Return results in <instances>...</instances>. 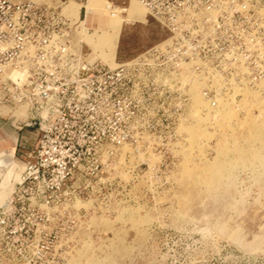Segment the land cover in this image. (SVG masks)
<instances>
[{"label":"rangeland","instance_id":"rangeland-1","mask_svg":"<svg viewBox=\"0 0 264 264\" xmlns=\"http://www.w3.org/2000/svg\"><path fill=\"white\" fill-rule=\"evenodd\" d=\"M50 1L85 18L90 59L167 53L160 85L145 87L113 143L64 153L72 177L45 206L47 228L21 230L29 215L9 222L17 231L0 238V264H264V39L252 21L197 29L185 44L138 0ZM24 131L33 148L36 127ZM12 154H0V203Z\"/></svg>","mask_w":264,"mask_h":264},{"label":"built area","instance_id":"built-area-1","mask_svg":"<svg viewBox=\"0 0 264 264\" xmlns=\"http://www.w3.org/2000/svg\"><path fill=\"white\" fill-rule=\"evenodd\" d=\"M138 1L171 31V42L186 44L197 29L233 20H251L253 36L264 39V0ZM84 19L66 15L50 0H0V108L14 109L17 129L27 124L39 135L23 159L13 152L3 166L15 174L0 203V238L17 231L8 229L9 222L24 215L33 218L21 230H45V206L72 177L64 153L113 143L116 129L131 124L128 109L144 100L145 87L160 85L153 76L162 71L165 48L154 46L115 66L90 59L82 40L89 30ZM20 109L22 115H15ZM0 117L5 118L1 111Z\"/></svg>","mask_w":264,"mask_h":264},{"label":"crops","instance_id":"crops-1","mask_svg":"<svg viewBox=\"0 0 264 264\" xmlns=\"http://www.w3.org/2000/svg\"><path fill=\"white\" fill-rule=\"evenodd\" d=\"M24 128L26 130L32 128V126L26 124ZM21 130L17 129L16 120L11 121V119L0 117V154L6 150H11L16 153L18 151L20 154L30 148V144L22 141L28 133H24L25 131Z\"/></svg>","mask_w":264,"mask_h":264},{"label":"bare ground","instance_id":"bare-ground-1","mask_svg":"<svg viewBox=\"0 0 264 264\" xmlns=\"http://www.w3.org/2000/svg\"><path fill=\"white\" fill-rule=\"evenodd\" d=\"M109 65H111V66H114V65H115V63H113V64H109ZM4 200H5V199H4ZM4 200H3V201H4ZM3 201H2V202H3ZM2 202H1V203H2Z\"/></svg>","mask_w":264,"mask_h":264}]
</instances>
